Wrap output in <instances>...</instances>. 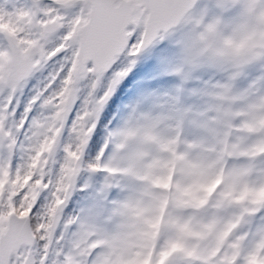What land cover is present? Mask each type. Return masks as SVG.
I'll return each instance as SVG.
<instances>
[{
  "label": "snow or ice",
  "instance_id": "snow-or-ice-1",
  "mask_svg": "<svg viewBox=\"0 0 264 264\" xmlns=\"http://www.w3.org/2000/svg\"><path fill=\"white\" fill-rule=\"evenodd\" d=\"M51 62L22 149L13 98ZM134 67L122 125L84 111L58 157L79 86L109 74L103 105ZM0 94V264H264V0L0 6Z\"/></svg>",
  "mask_w": 264,
  "mask_h": 264
},
{
  "label": "rangeland",
  "instance_id": "rangeland-1",
  "mask_svg": "<svg viewBox=\"0 0 264 264\" xmlns=\"http://www.w3.org/2000/svg\"><path fill=\"white\" fill-rule=\"evenodd\" d=\"M20 2L21 0H0V6L6 7L8 10H11L13 7L17 5V3H20ZM170 39L175 40L174 37H170ZM60 66H61L60 63L51 62L50 65H47L42 72L37 73L33 78H31L27 82L26 86L22 88L13 98L12 107L15 110V116L9 117V121H8L9 126L12 127L15 124H18L19 121L22 119L27 121L24 125V129L19 134V145L22 149H27L31 146V143H32L31 129H32V125L34 124V122L42 120L46 117H50L52 114L50 109H46L41 106L42 101L38 102L36 105H31L32 107L31 112H27L26 109L30 106L31 99L35 95H37V93L41 92L45 88V86L49 83L50 78L58 72ZM62 76H63V73H61V77ZM108 82H109V74L103 78V81L100 87L97 89L99 96H102L103 92L107 89ZM122 82H125V81H122ZM60 83L61 81L58 78L56 83L53 85L54 88L53 87L51 88L53 89V91L49 89V91L45 93L43 98H47L48 96L52 95L55 88L56 90H58L60 87ZM89 92L90 90L88 88L87 83H82L79 86V90L77 91L74 97L73 103L71 107L69 108L68 113L64 117L65 130L62 133L61 138H60V142H59L60 150L58 151V157L63 156L62 148L72 141L71 128L76 123L78 117L84 111L92 112L96 120L98 121L101 113L107 109V105L109 104L108 102L111 97L103 105H98V103H96L95 105L92 106L90 104V100L88 99ZM134 93H135V88L133 89V94H131V96L128 95L127 97L129 101L125 104L124 108L122 107V110H121L122 115L129 108L135 107L132 103L134 99ZM6 99L7 97L5 95L0 94V105H3ZM123 119L124 118L122 117V120H121L122 123H123ZM122 123L120 124V126L122 125ZM185 135L189 140L195 138L192 136L191 131L187 124L185 125ZM17 155L18 157L21 155L26 156L27 152L18 150ZM17 162H19V160L14 161V163H17ZM41 199L44 200V196H42Z\"/></svg>",
  "mask_w": 264,
  "mask_h": 264
},
{
  "label": "trees",
  "instance_id": "trees-1",
  "mask_svg": "<svg viewBox=\"0 0 264 264\" xmlns=\"http://www.w3.org/2000/svg\"><path fill=\"white\" fill-rule=\"evenodd\" d=\"M139 63L140 62L137 61V65H139ZM139 75H140V72L137 70V68L134 67L133 72L130 73L129 78H126L125 82H122V84L118 86L114 95L111 96L108 102L109 104L107 105V109L101 113L98 121L101 118H103L106 113H111V115L109 116L110 124H114L116 125V127H120V124H117L116 122L122 120V117H123L122 112H121L122 107L124 108L125 104L129 101L127 97L128 95L131 96V94H133L134 88L132 90H129L128 92H125V89L127 88L128 82L130 80H135L136 77ZM108 128L109 126L106 125V130Z\"/></svg>",
  "mask_w": 264,
  "mask_h": 264
},
{
  "label": "flooded vegetation",
  "instance_id": "flooded-vegetation-1",
  "mask_svg": "<svg viewBox=\"0 0 264 264\" xmlns=\"http://www.w3.org/2000/svg\"><path fill=\"white\" fill-rule=\"evenodd\" d=\"M50 65V63L48 64ZM108 75V74H107ZM106 77V76H105ZM54 88V87H53ZM51 91H53V89H50ZM57 91L56 88L54 89V92ZM53 92V93H54ZM98 98H99V93L98 91L96 90V92L94 94H90V92L88 93V99L90 100V104L93 106L97 103L98 101Z\"/></svg>",
  "mask_w": 264,
  "mask_h": 264
}]
</instances>
